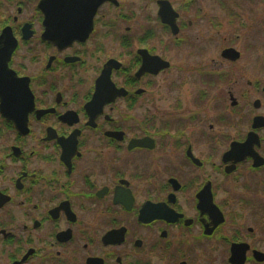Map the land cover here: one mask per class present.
I'll list each match as a JSON object with an SVG mask.
<instances>
[{
  "label": "flooded vegetation",
  "instance_id": "flooded-vegetation-1",
  "mask_svg": "<svg viewBox=\"0 0 264 264\" xmlns=\"http://www.w3.org/2000/svg\"><path fill=\"white\" fill-rule=\"evenodd\" d=\"M143 1L0 0V264H264V0Z\"/></svg>",
  "mask_w": 264,
  "mask_h": 264
},
{
  "label": "rangeland",
  "instance_id": "rangeland-1",
  "mask_svg": "<svg viewBox=\"0 0 264 264\" xmlns=\"http://www.w3.org/2000/svg\"><path fill=\"white\" fill-rule=\"evenodd\" d=\"M123 1L126 4V6L129 7L131 10H133L135 12L136 11L141 12L139 14L136 13L134 16L132 15L133 16L132 18H134V21H132L131 24L134 27V31L136 33L140 31L139 24H142V23L146 24L149 22L148 20L151 19V21H152V18H154V7H153V5H149V6H147V8H145V1H143V0H123ZM174 1H175V5L178 6L180 0H174ZM209 1H212V0H209ZM214 5L215 4H213V7H214ZM207 7L213 8L209 4ZM112 15H114V13H112ZM149 15H150V17H149ZM204 24H206L205 19H204ZM199 26H201V25H199ZM199 28H202V27H199ZM196 30H194L193 33H196ZM197 34H199V33L197 32ZM210 34H212V33H210ZM179 60H184V57L180 58ZM176 62H178V60H176ZM182 86L185 87L184 84ZM4 144H5V142L2 141V145H4ZM8 144H9V141L5 145H8ZM162 152L163 153H161L162 154L161 158L156 162L159 164V166L161 165L160 166L161 171H164L165 166H169V165H173V164L174 165L176 164L178 166L180 164V158L178 155V151H176L174 149H164ZM121 155H122V153L116 154V156H115L116 158H114V162H113V164L115 166L117 163H118V165H121L120 162H121V159L123 157ZM118 161H120V162H118ZM129 161H131V159H129ZM140 161L143 162L144 160H140ZM133 168H134L133 166H130L128 171H134ZM9 169H11V168H9Z\"/></svg>",
  "mask_w": 264,
  "mask_h": 264
},
{
  "label": "water",
  "instance_id": "water-1",
  "mask_svg": "<svg viewBox=\"0 0 264 264\" xmlns=\"http://www.w3.org/2000/svg\"><path fill=\"white\" fill-rule=\"evenodd\" d=\"M70 1H74V0H70ZM162 3H164V2L162 1ZM18 129H19V127H18Z\"/></svg>",
  "mask_w": 264,
  "mask_h": 264
}]
</instances>
